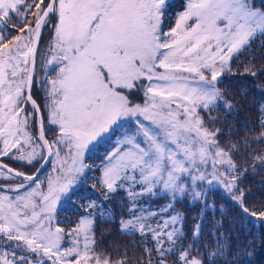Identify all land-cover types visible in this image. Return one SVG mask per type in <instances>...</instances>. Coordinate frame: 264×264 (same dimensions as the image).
I'll return each instance as SVG.
<instances>
[{
	"label": "snow or ice",
	"instance_id": "obj_1",
	"mask_svg": "<svg viewBox=\"0 0 264 264\" xmlns=\"http://www.w3.org/2000/svg\"><path fill=\"white\" fill-rule=\"evenodd\" d=\"M165 3L0 0V157L14 149V159L41 168L48 157L57 161L53 174L43 180L39 170L27 175L0 162V179L20 181L0 185V264H44L41 257L50 264H111L95 252L91 213L71 230V247L62 248L64 230L52 220L57 202L87 167L85 152L125 123L100 165L109 192L126 186L133 202L160 189L173 200L188 191L198 199L206 195L204 184L216 182L240 193L234 199L249 212L237 187V166L218 143L219 129L210 130L200 112L223 100L216 82L232 56L264 36V0L260 8L255 0H189L169 32L162 30ZM13 17L22 26L12 24ZM52 17L57 22L48 63L57 70L48 81V113L58 134L50 141L44 135L43 113L31 114L40 123L39 134L33 135L23 105L31 102L39 108L30 88L41 32ZM14 31L20 34L12 35ZM140 88H145L144 104L130 99ZM135 211L123 228L141 233L147 228L161 256L171 251L163 244L175 245L181 238L179 214L151 228L143 222L147 217L135 216ZM250 215L264 217V210ZM180 259L203 264L189 258L188 251Z\"/></svg>",
	"mask_w": 264,
	"mask_h": 264
},
{
	"label": "trees",
	"instance_id": "obj_2",
	"mask_svg": "<svg viewBox=\"0 0 264 264\" xmlns=\"http://www.w3.org/2000/svg\"><path fill=\"white\" fill-rule=\"evenodd\" d=\"M187 3L188 0L166 1L164 32L176 26V20ZM255 6L261 7L260 0H255ZM54 21L55 17H52L51 24L42 29L37 56L47 34L53 31ZM11 23L22 26L16 17ZM17 34L20 33L12 32V35ZM41 71V66L38 73L35 70L32 85V95L39 105L33 91L41 81ZM216 86L223 100L212 109L201 111L200 115L210 130L219 129L218 143L229 152L238 174H241L237 187L244 193L243 207L249 212H244L241 203L233 200L227 191L217 186L206 189V184L202 186L206 195L198 199L192 198L188 191L177 194L173 200L171 193L160 189L154 195L136 197L133 202L126 186L109 192L102 183L100 165L119 138L115 130V134L105 135L86 154L83 181L57 209L56 223L66 234L62 244H70L73 238L67 235L91 213L90 219L94 223L90 235L95 238V252L110 258L111 264L119 261L124 264H161L162 261L183 264L180 255L184 251H188L189 258L200 259L203 264H264V217L250 215L252 211L264 210V162L254 159L264 158V36H257L250 46L232 56ZM44 130L47 139L55 138L51 130L45 127ZM231 144L237 145L238 150L230 148ZM48 167L43 169L40 178ZM135 190L140 191L139 188ZM233 194L238 196L240 193ZM134 208V215L147 217L143 222L151 228L179 214L180 223L176 227L181 229V238L175 245L163 244L164 249L171 251L161 256L147 228L144 233L123 228V222L133 218Z\"/></svg>",
	"mask_w": 264,
	"mask_h": 264
},
{
	"label": "rangeland",
	"instance_id": "obj_3",
	"mask_svg": "<svg viewBox=\"0 0 264 264\" xmlns=\"http://www.w3.org/2000/svg\"><path fill=\"white\" fill-rule=\"evenodd\" d=\"M188 2H189V0H188ZM186 7H187V5H186ZM186 7H185L184 11L186 10ZM257 8H259V7H257ZM56 22L57 21H56V18H55V21H54L53 25H55ZM189 23H191V21H189ZM53 38H54V28H53V31L51 33H48L47 34V36L45 38V41H44V43H43V45L41 47L42 50H41L40 54L37 56V63H36L35 70H36V73H38L39 66H41V69H42V71H41L42 78H41V81L38 84V88L35 91H33V93L38 98V100L40 102L41 109H42V112H43V115H44L43 122H44L45 129L51 130L53 132V134L55 135V137H56L57 134H58L57 133L58 126L57 125H54V124H52L50 122V117H49V113H48V109L50 108V98H49L50 85H49L48 81H50L52 78H55V76H56V70H57V66L55 64H49L48 63V61L51 58L50 57V53H49V46H50V43L53 41ZM205 75L207 76L208 73L205 72ZM143 83H144L145 88H146L148 82L147 81L146 82L144 81ZM145 88L138 89L135 92L134 95L130 96V99L133 100L135 103L144 104L147 101V97L145 96ZM25 96H26V94H25ZM23 107H24V111L26 113L30 114V127H29L28 130L33 135H38L37 118L36 119H31V114L35 111L33 105L30 102H28L27 104L23 105ZM126 126H127V123H125V125L122 126V127H119V128L114 129V131L116 130L119 133V135H120V133L124 130V127H126ZM96 143H94L92 146H90V149L85 152L84 158H83V162H84L85 165H86L85 156L96 145ZM231 145H234V147H232L233 150H238V146L237 145H235V144H231ZM0 146H2V145H0ZM221 148H223V147H221ZM14 154H15V150L13 149L12 153H10L9 156L0 157V159L2 161L6 162L7 164L11 165L12 167L16 168L17 170H19L21 172H24L25 174H32L33 173V170L36 167V164H38V163L27 164L25 162L18 161V160H16V159L13 158L14 157ZM61 155L63 156L64 155V152H61ZM56 162L57 161H56L55 156H52V159H51V162L49 164V167L46 169V172H45L44 176L42 178H40L41 180L45 179L46 176L53 174V167L56 164ZM209 171H211V169H209ZM220 171L223 172V171H225V169L224 168H221ZM84 172H85V170H84ZM84 172L79 176L77 182L72 186L71 190L68 191L66 194L62 195L61 198H60V200L57 202L56 209H55V212L53 214V220H52V223H53L54 226H58L57 223H56V212H57V209L66 201V197L68 196V194L79 183H81L83 181ZM236 175L239 178L241 176V174H238L237 171H236ZM19 182L20 181L17 180L16 178H14V177L11 178V179H0V185H4V186H7L10 183H19ZM214 186L220 187L223 190L227 191L231 195L232 199L233 200H236V199H234V196H236V195H234L233 192L230 193L222 185H220V184H218L216 182H214L211 186H209V185L206 184V187L205 188L206 189L207 188H212ZM118 201L120 202V200H118ZM65 235H64V238H65ZM67 236L70 239L71 238H73V239L70 240V242H69L70 244L69 245L68 244H62V248L71 247L72 244H73L74 237L71 235V233L69 235H67ZM64 238H63V240H64ZM6 247L11 248V245L9 244ZM17 254L18 255L20 254L19 251L17 252ZM33 259H35V257H33ZM41 259L44 260V264H50V262L47 260V258L41 257ZM90 264H91V262H90Z\"/></svg>",
	"mask_w": 264,
	"mask_h": 264
},
{
	"label": "water",
	"instance_id": "obj_4",
	"mask_svg": "<svg viewBox=\"0 0 264 264\" xmlns=\"http://www.w3.org/2000/svg\"><path fill=\"white\" fill-rule=\"evenodd\" d=\"M39 43H40V41H39ZM38 46H39V44L37 45V50H38ZM36 55H37V51H36ZM36 55H35V64H36ZM33 79H34V74H33ZM32 85H33V82H32ZM32 85H31V88H30V95H31L32 100H34L36 102V105L39 106V108L35 109V111H38V112L42 113L39 103L37 102V100L32 95ZM28 94H29V90H26V96ZM37 127H38V134H39L40 123H39V118L38 117H37ZM43 129H44V124H43ZM44 135H45V130H44ZM45 137H46V135H45ZM51 158L52 157H48V163L44 164L43 168H41V165L39 164L38 167L36 168L35 172H33L32 174H27V175H35V174H37V172L39 170V176H40V174L42 173L43 169L50 163ZM0 162H2L3 164L7 165L11 169L17 170L16 168L12 167L11 165L7 164L6 162L2 161L1 159H0ZM17 171H19V170H17Z\"/></svg>",
	"mask_w": 264,
	"mask_h": 264
}]
</instances>
